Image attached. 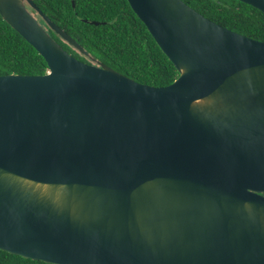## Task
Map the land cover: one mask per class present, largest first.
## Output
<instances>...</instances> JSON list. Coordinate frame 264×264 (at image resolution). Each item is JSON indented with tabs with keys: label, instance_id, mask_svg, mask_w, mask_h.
Instances as JSON below:
<instances>
[{
	"label": "water",
	"instance_id": "95a60500",
	"mask_svg": "<svg viewBox=\"0 0 264 264\" xmlns=\"http://www.w3.org/2000/svg\"><path fill=\"white\" fill-rule=\"evenodd\" d=\"M128 1L173 83L85 62L33 0H0L49 68L0 75V249L54 264H264V41L184 0Z\"/></svg>",
	"mask_w": 264,
	"mask_h": 264
},
{
	"label": "trees",
	"instance_id": "16d2710c",
	"mask_svg": "<svg viewBox=\"0 0 264 264\" xmlns=\"http://www.w3.org/2000/svg\"><path fill=\"white\" fill-rule=\"evenodd\" d=\"M73 1L75 5H73ZM211 20L264 41V12L240 0H184ZM47 17L71 35L90 54L141 83L167 86L179 76L128 0H33ZM50 34L70 53L80 51L51 30L28 5ZM87 20V21H86ZM93 21L99 22V24ZM45 58L0 13V75L44 74ZM0 264H54L25 258L0 249Z\"/></svg>",
	"mask_w": 264,
	"mask_h": 264
},
{
	"label": "flooded vegetation",
	"instance_id": "af4514ba",
	"mask_svg": "<svg viewBox=\"0 0 264 264\" xmlns=\"http://www.w3.org/2000/svg\"><path fill=\"white\" fill-rule=\"evenodd\" d=\"M82 55V58H79V59H81V60H83V61H85V62H88V63H93V64H103L101 61H99V60H97V59H95L94 58V60H92V57L90 56V54L88 53V54H84V53H82L81 54ZM78 58V57H77Z\"/></svg>",
	"mask_w": 264,
	"mask_h": 264
},
{
	"label": "rangeland",
	"instance_id": "374dc122",
	"mask_svg": "<svg viewBox=\"0 0 264 264\" xmlns=\"http://www.w3.org/2000/svg\"><path fill=\"white\" fill-rule=\"evenodd\" d=\"M34 14V13H33ZM77 50V49H76ZM82 53H80V55H81Z\"/></svg>",
	"mask_w": 264,
	"mask_h": 264
}]
</instances>
